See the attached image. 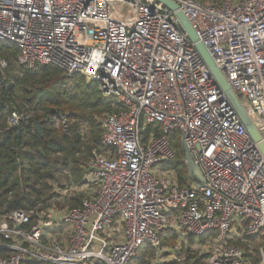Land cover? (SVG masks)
Masks as SVG:
<instances>
[{
    "label": "built area",
    "instance_id": "obj_1",
    "mask_svg": "<svg viewBox=\"0 0 264 264\" xmlns=\"http://www.w3.org/2000/svg\"><path fill=\"white\" fill-rule=\"evenodd\" d=\"M175 1L264 142V0ZM0 40L28 68L96 81L117 108L103 119L105 149L70 186L96 191L29 228L23 210L2 217L0 264H131L144 246L148 264H264L262 248L250 257L239 244L264 236V155L173 10L156 0H0ZM29 119L13 112L8 124ZM174 132L208 187L180 186ZM166 231L174 244H162Z\"/></svg>",
    "mask_w": 264,
    "mask_h": 264
},
{
    "label": "trees",
    "instance_id": "obj_2",
    "mask_svg": "<svg viewBox=\"0 0 264 264\" xmlns=\"http://www.w3.org/2000/svg\"><path fill=\"white\" fill-rule=\"evenodd\" d=\"M199 1L219 3L221 0ZM19 52L15 43L0 40V59L8 63L0 68V129L8 128L0 136V219L23 210L32 217L24 224L29 228L52 206L74 208L89 197L85 193L73 194L70 186L81 185L93 151L105 149L103 119L117 108L111 99L103 96L96 81L88 82L81 74L69 76L52 64L28 68L18 62ZM13 112L27 113L30 119L10 126L8 121ZM63 115L66 130L63 125H56L61 121L58 117ZM171 142L177 153L173 166L179 184L188 186L190 178L178 132L172 134ZM66 171L71 176L67 173L68 181L63 184L59 176ZM176 240L177 234L172 231L162 234L165 246ZM239 244L251 257V251L264 250V236ZM4 255L8 253L0 251V256ZM152 255L153 248L144 246L131 264H148ZM258 259L256 255L254 260ZM193 264L204 263L200 258Z\"/></svg>",
    "mask_w": 264,
    "mask_h": 264
},
{
    "label": "water",
    "instance_id": "obj_3",
    "mask_svg": "<svg viewBox=\"0 0 264 264\" xmlns=\"http://www.w3.org/2000/svg\"><path fill=\"white\" fill-rule=\"evenodd\" d=\"M160 3H163L166 7L173 10L178 19L180 20V23L183 27V29L187 32L189 38L191 41L195 44L197 50L202 55L203 59L205 60L208 68L210 69L211 73L215 77L218 84L221 86V88L226 93L227 97L231 100L233 103L237 113L239 114L241 120L245 124L249 134L252 136V138L259 143V148L262 151L264 155V142L261 141V136L257 130V128L254 126L252 121L250 120L249 116L247 115L239 97L237 94L231 89L229 86L228 81L226 80L224 74L222 73L221 69L217 66V64L214 62L213 57L209 53L208 49L205 47V45L202 43V41L199 39L196 31L192 27L190 21L185 16V14L180 10L179 4L175 0H156ZM36 129L40 131V125L39 123L35 124ZM182 147L185 151V162L186 167L188 169L189 173V186L195 190H199L201 188L208 187V182L203 174V171L201 170L200 166L197 164L195 157L193 156L192 152L190 151L187 143L185 142L184 138L182 139Z\"/></svg>",
    "mask_w": 264,
    "mask_h": 264
},
{
    "label": "rangeland",
    "instance_id": "obj_4",
    "mask_svg": "<svg viewBox=\"0 0 264 264\" xmlns=\"http://www.w3.org/2000/svg\"><path fill=\"white\" fill-rule=\"evenodd\" d=\"M206 2H209V1H206ZM67 173H63V174H61L60 176H59V180L60 181H63V182H65L64 184H66L67 183V181H68V178L65 176ZM72 190H74V191H76L77 193L76 194H81L82 192L80 191V190H78V188H76V186L74 187V188H72ZM96 191V189H90V188H88V191H86V193L85 192H83V194L85 193L86 195H88L89 193H91V192H95ZM84 194V195H85ZM51 208H59V206L57 205H55V206H52ZM258 240V239H257Z\"/></svg>",
    "mask_w": 264,
    "mask_h": 264
}]
</instances>
